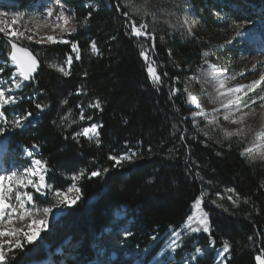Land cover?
<instances>
[{
	"label": "trees",
	"instance_id": "1",
	"mask_svg": "<svg viewBox=\"0 0 264 264\" xmlns=\"http://www.w3.org/2000/svg\"><path fill=\"white\" fill-rule=\"evenodd\" d=\"M38 1L0 0V7L26 13ZM123 1L66 0L78 25L68 44H20L38 58L40 69L15 91V103L3 107L9 121L17 117L25 122L20 129L5 130V146L19 155L24 149L38 150L50 185L41 204L57 191L68 192L73 184L80 198L40 242L9 252L7 264H133V259L151 264L161 254L159 243L185 225L201 196L210 232L186 237L175 254L177 261L198 246L204 257L193 255L188 264H220L216 255L227 242L226 264H257L255 257L264 255V163L243 157L248 142L237 137L209 139L202 125L190 120L181 83L196 77L200 67L195 39L164 30L152 47V39L131 34L130 23H140ZM185 1L203 32L216 37L229 31L231 25H220L221 11L212 0ZM241 1L264 8V0ZM227 16L241 22L235 13L228 11ZM73 43L79 48L78 60L71 51ZM219 54L213 53V60L223 57L219 65L229 66V53ZM69 55L70 67L65 64ZM8 58L10 38L0 32V67ZM51 62L64 64L69 75L50 67ZM150 65L159 82L151 79ZM15 72L5 67L3 78L11 80ZM255 100L247 99L244 106ZM97 102L100 107H93ZM92 125L98 137L76 136ZM122 156L131 159L119 164L110 159ZM81 171L84 176L74 181ZM93 171L101 175L91 176ZM230 189L233 202L226 196ZM123 207L132 222L125 239L115 244L121 235L114 216ZM112 252L117 259L110 263Z\"/></svg>",
	"mask_w": 264,
	"mask_h": 264
},
{
	"label": "rangeland",
	"instance_id": "2",
	"mask_svg": "<svg viewBox=\"0 0 264 264\" xmlns=\"http://www.w3.org/2000/svg\"><path fill=\"white\" fill-rule=\"evenodd\" d=\"M213 4L221 11L220 25H231L227 33L220 34L219 36H211L201 30L199 21L189 14L187 3L185 0H124L125 8L129 11L131 16L140 24L146 23L148 25V31L152 33L154 39H152L151 45L157 43L158 36L161 31H168L177 34L183 39H195L198 44V61L200 67L197 71L196 77H189L181 83L183 89H187L184 93L185 110L190 114V120L202 125V131L205 137L209 139L225 140L227 138L237 137L245 142L249 143V147H252L257 142L264 143V89L258 86V81H261L264 73V63L262 65L261 76H256L251 73L253 70V63L257 60L264 62V8H257L254 5H248L240 0L238 5H231L230 0H212ZM8 10L0 7V21L8 28H15L23 30L26 26L31 29L30 32H26V35H32V40L11 38L15 43L25 46H42L49 44H65L59 42L61 40H67L69 37L76 34L78 25L75 19V15L72 9L67 5L66 0H39L35 6L28 12H23L15 9L7 8ZM51 9V17L47 16V13ZM63 11L65 17L69 20L67 26L64 25L63 19L58 20L59 13ZM235 13V16L241 20V22L233 23L229 21L227 12ZM19 20L18 24H11L12 20ZM227 20V21H226ZM224 21V22H222ZM239 25V27H237ZM67 29V30H66ZM48 36L55 37L58 42H52L46 38ZM9 37V36H8ZM220 52L224 55L229 53L228 59L230 65L221 67L219 63L224 62L225 58L213 60L212 54ZM260 52V54H258ZM205 53L207 55L205 56ZM219 54V55H220ZM8 63H2L0 67V90H3L9 98H14L17 88L16 84L25 83L18 72L16 65L10 58ZM56 64L51 62V65ZM64 66L66 71L67 67L64 64H56ZM5 67L15 69L14 76L11 80H5L3 78ZM55 69V68H54ZM56 70V69H55ZM58 71V70H57ZM207 73L212 74L208 77ZM150 75V74H149ZM151 79L152 76L150 75ZM20 80V81H19ZM225 82V87L219 89V81ZM257 82V83H253ZM253 84V85H251ZM245 85H251V90L244 88L239 94L238 105L233 103L227 108L224 105L230 100L231 89L241 88ZM256 85V86H254ZM220 92H224L225 95H220ZM189 93L192 97H195V102L189 100ZM256 100L249 106H244V99L252 96ZM235 101V98L232 99ZM201 107L197 108L196 104ZM12 104H6L4 106L9 107ZM3 106V107H4ZM3 107L0 108V112H3ZM228 115L229 119L225 120L224 116ZM243 117L241 123H233V120H238ZM215 118V123H209L210 120ZM17 121L21 123L20 127H17ZM25 122L21 118L12 117L11 121L8 118L0 120V131L3 132V136H0V175L8 174L10 171H16L20 174H24L25 170L33 166V161L38 159V150L36 148L28 151L23 150L22 155L16 153H10L5 146L4 135L6 129H20L24 126ZM242 128L244 131L241 135L229 136L227 133L235 132L236 129ZM95 138V137H93ZM92 139V138H91ZM31 153V155H29ZM243 157L251 163L263 162L264 160L256 159L250 160L246 155ZM48 170L44 173L45 179L47 177ZM38 179V177L33 178ZM46 182V181H45ZM72 188V187H71ZM47 189H43L46 192ZM27 191L33 195V202L36 208L42 209L48 205L53 208V212L47 217L48 225L46 230H42L39 233L38 238L33 243H38L42 239V234L50 229L53 225L71 205H56L55 194L47 200V204H41L40 199H44L46 196L39 192H36L31 186ZM69 198H74L77 193L75 191L66 192ZM227 198L230 201H234L235 196L232 192L226 193ZM200 203L197 206V201L193 204L191 215L188 221L180 230H171L169 236L162 242H160L161 254L151 264H188L193 255L204 257L203 250L200 247L194 246V252H184L182 260L177 261L175 254L180 249L183 240L186 237L192 235H208L210 232V217L205 211V197L201 196ZM128 208L123 207L115 213V224L119 225L120 238H117L116 243H119L127 236L129 224L132 220L127 218ZM207 213V223L209 225V231L204 232L199 220L202 218V213ZM29 223L28 220L24 222H17V228H25ZM191 223L192 227H200L201 231L192 232L188 225ZM9 237L0 238V242L9 240ZM176 242L178 245L174 249L171 247L172 243ZM120 244V243H119ZM118 249V248H117ZM200 249L201 253L196 250ZM7 251V248H6ZM61 250L57 249L56 254L60 255ZM218 263L224 264L228 260V252L225 253L223 248L217 252ZM127 258V256H126ZM117 259L115 252H112L108 258L112 263ZM132 260V258H131ZM133 264H141V261L137 259L132 260ZM32 264H48L47 261Z\"/></svg>",
	"mask_w": 264,
	"mask_h": 264
},
{
	"label": "snow or ice",
	"instance_id": "3",
	"mask_svg": "<svg viewBox=\"0 0 264 264\" xmlns=\"http://www.w3.org/2000/svg\"><path fill=\"white\" fill-rule=\"evenodd\" d=\"M3 15V14H0ZM52 11L49 9L47 16L51 17ZM125 15H128L125 13ZM63 19L64 25L67 26L69 23V20L65 17L64 12L61 11L58 16V20ZM19 20H12L11 24L15 25L18 24ZM239 27V25H237ZM131 28V34L136 37H145L147 39H154L152 33L148 31V25L146 23H141L137 25L134 21L130 23ZM67 30V29H66ZM31 29L24 27L23 30H18L15 28H8V26L3 25V22L0 21V32H3L5 35L9 36L10 43H11V52L10 57L13 63H15L16 67L19 70V75L23 78L24 81H29L31 79H34L33 74L36 72L37 68L39 67V63L37 61V58L30 52L28 49L19 47L17 43H15L11 38H15L16 40H19L21 38L32 40V35H26V32H30ZM41 39H47L52 42H58L55 37L48 36L46 38ZM59 42L68 44L69 41L67 40H61ZM92 50L96 51V45L95 43L92 44ZM71 51L73 53H76V59H80L79 55V48L78 46L73 43L71 45ZM141 55L144 56V58L147 60L148 55L146 52H142ZM207 53H205V56ZM73 62V57L71 55L67 56L65 64L69 67L71 66ZM50 67L55 68L59 72H61L63 75L68 76L69 71H66L64 66L60 65H49ZM148 72L152 76L153 80L155 82H159L160 77L157 75L156 70L151 65L148 67ZM166 75V73H165ZM257 83V82H253ZM21 85L19 83L16 84V87L19 88ZM225 87V82L223 80L219 81L218 91L219 89H223ZM243 87L248 88L251 90V85H245ZM242 89L236 88L231 89L229 91L232 92H239ZM187 92V89L184 90ZM220 95H225L224 92H220ZM239 97L235 98V101L229 100L224 107H228L229 105L233 103L239 102ZM264 99V97H262ZM189 100L192 102H195V97H192L189 93ZM254 102V101H253ZM15 103L14 98H9L6 96L5 92L3 90H0V108H2L6 104H13ZM67 103V101H65ZM93 107L99 108L100 104L99 102L92 105ZM37 108H41L40 104L36 105ZM197 108H200L201 106L197 103ZM31 115V113H29ZM81 119H84L83 114H81ZM5 119L3 112H0V120ZM66 119V118H65ZM225 120L229 119L228 115L224 116ZM243 121V117L239 118L238 120H233V123H241ZM209 123H215V118L213 120H210ZM17 127L21 126V123L17 121L16 124ZM242 128H238L235 130V132L227 133V135H241L243 133ZM84 136L89 139L93 137H98L99 132L97 131V126L92 125L90 127H85L81 131L76 133V136ZM0 136H3V132L0 131ZM31 155V153H29ZM242 155H246L250 160H264V143L258 144L255 147H248ZM110 159L116 160V163L119 164L121 160H130L131 157L129 156H122V157H110ZM46 171V163L43 162L40 159H36L33 161V166L29 167L25 170L24 174H20L16 171H10L8 174L0 175V238L2 237H9L10 239L4 242H0V264H7V260L9 259V252H12L16 248L23 249L25 244H31L33 243L39 236V233L42 230L47 229L48 220L47 217L50 213L53 212V208L51 206L44 207L42 209L36 208L35 204L33 202V195L31 192L27 191L28 187L31 186L36 190V192L41 193L42 195H45L46 193L43 192V189L50 188V185H48L45 182V173ZM101 173L99 171H93L91 173V176H99ZM84 176V172L81 171L79 175L73 176L72 179L74 181L79 180ZM38 177V179H33ZM75 191L77 195L74 198H69L67 193H62L57 191L55 193L56 196V205L59 207L60 205H73L76 203L77 200H79L80 196V189L73 184L72 188L69 189V192ZM231 191V189L229 190ZM231 199V197H229ZM200 203V199L197 200V206ZM201 219L199 220L200 225L202 226V229L204 232L209 231V225L207 223V213L201 214ZM25 220H28L29 223L26 225L25 228H17L15 225L17 222H24ZM188 227L191 229L192 232H199L201 231L200 227H192L191 223L188 225ZM178 245L176 242H173L171 247L174 249ZM7 248V251H6ZM198 253H201L200 249L196 250ZM223 251L225 253L230 251L229 245L227 242L224 243ZM257 264H264V255H257L255 257Z\"/></svg>",
	"mask_w": 264,
	"mask_h": 264
},
{
	"label": "bare ground",
	"instance_id": "4",
	"mask_svg": "<svg viewBox=\"0 0 264 264\" xmlns=\"http://www.w3.org/2000/svg\"><path fill=\"white\" fill-rule=\"evenodd\" d=\"M258 54H260V52H258ZM263 63L264 62L262 60H257L253 63V70L251 71V73L256 76V79L258 78V76H261L259 74H261V72H263V70H262ZM262 74H263L262 75L263 77L261 78V81H258V83H259L258 87L264 89V73H262ZM207 76L210 77V76H212V74L207 73ZM244 88L245 87H241L240 89H242V90L239 92H231V94L229 95L230 96L229 99L232 100V99L236 98L239 94H241V92L244 90ZM261 143L262 142H257L252 147H255L256 145L261 144ZM0 155H2L1 151H0Z\"/></svg>",
	"mask_w": 264,
	"mask_h": 264
},
{
	"label": "water",
	"instance_id": "5",
	"mask_svg": "<svg viewBox=\"0 0 264 264\" xmlns=\"http://www.w3.org/2000/svg\"><path fill=\"white\" fill-rule=\"evenodd\" d=\"M17 45L19 46V47H23V46H21L20 44H18L17 43ZM23 48H25V47H23ZM27 49V48H26ZM11 43H10V52H11ZM28 51H30L31 52V50H29L28 49ZM32 53V52H31ZM33 54V53H32ZM34 55V54H33ZM35 56V55H34ZM36 57V56H35ZM37 58V57H36ZM10 59H11V57H10ZM12 61V60H11ZM37 61H38V63H39V67L37 68V70H36V72L33 74V76L35 77L36 76V74L38 73V71H39V69H40V62H39V60H38V58H37ZM13 62V61H12ZM15 64V63H14ZM18 69V68H17ZM18 72H19V70H18ZM21 77V76H20ZM21 79L23 80V78L21 77ZM33 79H31V80H29V81H24L25 83H29L30 81H32Z\"/></svg>",
	"mask_w": 264,
	"mask_h": 264
}]
</instances>
